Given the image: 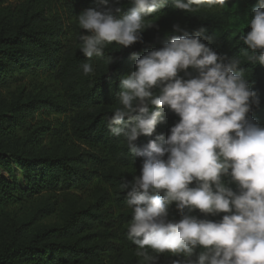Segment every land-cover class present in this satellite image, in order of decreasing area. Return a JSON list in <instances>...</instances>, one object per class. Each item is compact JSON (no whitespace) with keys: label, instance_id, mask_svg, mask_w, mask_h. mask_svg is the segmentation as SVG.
<instances>
[{"label":"trees","instance_id":"1","mask_svg":"<svg viewBox=\"0 0 264 264\" xmlns=\"http://www.w3.org/2000/svg\"><path fill=\"white\" fill-rule=\"evenodd\" d=\"M130 6V0H109L117 18ZM256 6L257 0H225L193 5L188 12L167 0L146 17L151 26L143 30L142 43L125 48L112 42L105 46L104 56L89 59L80 51V36L86 30L79 27L77 16L90 8L103 10L101 0H20L15 5L0 0V264H152L136 255V245L127 235L132 212L126 200L138 175L124 168L141 170L144 158L133 155L125 138L113 136L107 126L119 106L120 81L135 70L133 54L161 48L166 37L179 35L173 31L179 25L190 34L200 33L201 41L218 55L241 59L238 70L260 100L248 116L264 126V65L248 60L247 53H259H251L241 39L251 30L248 21ZM85 62L92 64V74H83ZM39 71L55 76L61 98L42 84L2 88L15 74ZM179 75L191 78L184 72ZM37 112L65 116L49 139L50 124L35 120ZM164 114L165 121L152 136H139L135 147L160 134L167 137L180 118L170 110ZM14 164L22 178L14 174ZM222 182L238 191L230 176H222ZM80 193H88L91 200H82ZM114 208L120 209L117 214ZM168 213L170 220L181 219L176 202ZM190 214L212 221L225 215L199 209ZM51 216L60 222L45 224ZM202 250L196 248L197 253ZM146 251L156 257L153 264L177 259L168 252Z\"/></svg>","mask_w":264,"mask_h":264},{"label":"clouds","instance_id":"2","mask_svg":"<svg viewBox=\"0 0 264 264\" xmlns=\"http://www.w3.org/2000/svg\"><path fill=\"white\" fill-rule=\"evenodd\" d=\"M101 2L103 10L90 8L77 16L86 30L80 51L89 59L104 56L112 42L125 48L142 43L143 30L151 26L146 17L167 0H130L119 18L109 0ZM205 2L225 0H173V5L191 12L193 5ZM248 24L251 30L241 39L259 55L247 53V58L264 65V0H257ZM173 31L179 35L166 37L161 48L133 54L135 70L121 79L119 106L108 120L110 133L123 136L130 152L144 158L126 200L132 212L128 238L136 255L152 264L156 257H149L147 249L177 257L171 264H264V126L248 116L259 97L238 70L240 58L218 55L200 33L190 34L179 25ZM81 68L84 75L94 72L89 62ZM189 68L197 75L191 76ZM165 110L180 118L167 137L160 134L135 147L139 136H152L165 121ZM222 176H230L238 191L225 186ZM173 202L179 220L168 218ZM196 209L225 215L219 221L200 219L190 214ZM197 247L203 250L197 253Z\"/></svg>","mask_w":264,"mask_h":264},{"label":"rangeland","instance_id":"3","mask_svg":"<svg viewBox=\"0 0 264 264\" xmlns=\"http://www.w3.org/2000/svg\"><path fill=\"white\" fill-rule=\"evenodd\" d=\"M20 0H4V3L8 4L11 3L13 5L17 4ZM67 38H69V36H67ZM25 83V84H24ZM32 83H36L37 84H42V85H46L47 89L53 94L56 95L57 97L62 96V92L59 86V82L56 80L55 76L51 75V73L48 72H37V73H27L24 74L23 76L15 74L13 77H11L7 83L4 85V87H2L4 89V91H9L12 90L14 87L18 86L19 84H23L27 89H30L32 87ZM35 120H41V119H46L48 121V123L50 124L51 127V131H50V135L46 138L49 139L51 135H53L55 129L59 128V126L61 125V123L64 121L65 116L64 115H47L45 113H41V112H37L36 116H35ZM34 120V121H35ZM33 121V122H34ZM77 146H84L81 142H76L75 143ZM77 146H74V149H78ZM86 147V146H84ZM88 148V147H86ZM89 149V148H88ZM125 170H128L130 173L132 174H136V175H140V170L136 167H126L124 168ZM14 174L18 177V178H22V172L21 169L14 164ZM3 174L6 177H9V174L7 172H3ZM80 197L82 198V200H91L88 196V193H80L79 194ZM120 209L118 208H114V212L115 214H117V212ZM225 214V213H224ZM60 220L59 218H57V216H51L49 218H47L44 223L45 224H52V223H59Z\"/></svg>","mask_w":264,"mask_h":264}]
</instances>
